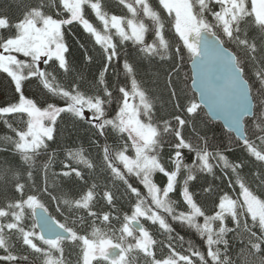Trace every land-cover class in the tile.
I'll list each match as a JSON object with an SVG mask.
<instances>
[{
	"label": "snow or ice",
	"instance_id": "obj_1",
	"mask_svg": "<svg viewBox=\"0 0 264 264\" xmlns=\"http://www.w3.org/2000/svg\"><path fill=\"white\" fill-rule=\"evenodd\" d=\"M119 4L129 16L109 14L102 0H36L14 20L0 11V73L10 78L16 96L0 106V122L14 133L0 135V151L18 157L15 163L5 157L0 164V181L12 190L0 204V264H34L36 258L43 264H66L65 241L79 249L77 264H136L139 254L144 264H264V195L246 182L245 161H230L226 155L234 151L231 143L214 146L207 131L197 127L202 105L223 114L236 147L258 165L253 175L264 189V0H250V8L248 0ZM89 10L102 32L87 18ZM77 27L101 49V66L87 90L76 65L93 63V56L85 50L79 60L69 59L66 36ZM253 27L259 43L249 35ZM126 42L141 59L168 63L165 87L174 101L170 118L157 117L154 98L128 59L122 62L125 81L109 85L106 74L113 62L121 67L120 48ZM185 55L193 83H200L199 102L186 94L182 100L174 82ZM32 84L43 99L25 95ZM65 119L74 130L88 126L87 148L61 147L58 137L64 135L60 123ZM57 163L59 171L53 169ZM156 174L166 182L158 185ZM198 179L207 184L202 192L190 184ZM63 180L86 189L78 198L58 197ZM236 188L234 198L229 190ZM172 193L178 198L172 199ZM202 193L214 194L210 213L197 199ZM41 196L56 202L57 211L65 205L77 215L72 223L78 220L90 232L57 222ZM119 198L127 199L130 214L121 216ZM141 218L166 237V255L157 258V240ZM174 225L195 232L201 246L188 242L178 251L175 242L182 246L184 236L173 235ZM237 243L239 251L233 255Z\"/></svg>",
	"mask_w": 264,
	"mask_h": 264
},
{
	"label": "trees",
	"instance_id": "obj_2",
	"mask_svg": "<svg viewBox=\"0 0 264 264\" xmlns=\"http://www.w3.org/2000/svg\"><path fill=\"white\" fill-rule=\"evenodd\" d=\"M35 2L36 0H0V11H2V14L8 15L14 20L22 13L26 5L34 4ZM150 2L154 7L157 5V0H150ZM102 4L104 6V10L107 11L109 14H115L118 16L130 15L127 13V9H125L123 5L119 4V0H102ZM248 6L250 8V0H248ZM54 11L55 10H53V12ZM164 15L165 17L167 16V14ZM87 18L90 19L91 22H93L94 26L97 27L98 30H100L101 32L103 31L102 25H100L99 22L96 21L95 17L91 14L90 10L87 15ZM145 22L149 25L151 23L150 21L147 20ZM112 31L114 33V30ZM248 31L250 37H257V43H259V34L257 30L253 27V28H249ZM166 34L169 36V38H171L174 36V30H171ZM146 39H148L150 42L152 37L150 35H147ZM66 40L70 47V55H69L70 60L73 57L79 60L85 53V50H87L88 54L93 56L94 59L93 63L88 65L79 63L76 65L77 70L80 73H82L84 77L86 83L83 85V87L85 88V90H87L91 86V82L93 80L94 74L98 72L101 66L100 65L101 49L99 48L98 45L93 47L95 44L94 40L91 39L87 34H85L82 31V29H79L78 27L73 29V31L66 36ZM114 42L119 44L117 37H114ZM81 45H83V47H81ZM120 50H121V58L119 63L121 67L118 68L116 66V62H113V64L109 68L108 73L106 74V79L109 85H112L117 82L123 83L125 81L126 77L122 70V62L124 59H128L135 67L136 78L142 84V86L147 88L150 96L154 98L155 111L157 117L170 118L174 112V107H173L174 101L169 100V91L165 87L166 79H167L166 73L169 71L168 63L161 62L158 59L152 61L141 59L138 53L134 50L131 42H126L125 46L120 48ZM19 58L23 59L22 57ZM189 63L190 60H188L187 56L185 55V60L181 66L179 79L178 81H174L177 84L178 89L181 90L182 100L185 94L190 99L195 97V95L192 93L190 89L191 72L189 68ZM60 82L66 83V81L62 79L60 80ZM25 95L29 97L36 96L38 99H43V93L42 92L37 93L35 84H32L31 86L25 89ZM15 99L16 96L14 94V85L12 84L10 78L7 77L6 74L0 73V106H3L8 102L14 101ZM57 103L61 104L62 101H57ZM8 120L9 122L13 123L14 126L16 125V121L13 117H8ZM87 127H88L87 125H83L79 129L74 130L72 129L67 119L62 121L60 123V128L64 132V135L62 137H58V141L61 147L64 146L78 147L83 145L85 148H87L88 136L90 135V133L86 131ZM197 127L200 129H205L207 131L210 144L214 146L231 143V146L233 147L234 151L228 152L226 153V155H228L230 161L235 162L238 160V158L243 159L245 161V168L243 169V172L247 176L246 182L251 186L252 190L256 191L258 194L264 195V189L257 187L260 181L256 179L253 175V173L260 170L258 168V165L255 162H249L248 158L246 157V154L242 152L240 148L236 147V142L233 135L225 132L219 123H213L212 121H210V119L207 117V115L203 110L200 111V116L197 118ZM0 135L14 136V133H12L7 127H5L3 122H0ZM185 135H188V133L186 132ZM3 147L4 144L2 141H0V148ZM52 147L55 149L57 148V145H53ZM164 155L166 160L167 149H165ZM5 157H7L9 161L12 163L18 161V157H13L9 152L0 151V164L3 163ZM186 162H190V161H186ZM60 168L61 165L59 163L53 166V169L55 171H59ZM154 181L158 185H162L164 182H166V178H163L160 174H156L154 176ZM216 183L220 184V181H217ZM190 184L195 185L196 190L201 192H202V186L207 187V184H205L203 179L192 181L190 182ZM226 184L227 181L224 182V185ZM137 186L142 187L138 184ZM85 189L86 186L80 184L79 182H71V181L63 180L60 183V189L57 192V195L58 197L61 198H78ZM11 191H12L11 188H8L2 181H0V204H2L6 196L11 194ZM99 191L102 192L103 189H100ZM229 191L235 198L236 194H238L239 192V189L236 188L235 190H229ZM170 196L172 199L178 198L175 193L170 194ZM214 198H215L214 194H208V193H202L201 195L197 196L198 201H200L204 205L205 210L208 211L209 213L212 210ZM40 199L47 208L49 215H51L53 219H56L57 222L66 223L70 227H75L82 234L86 232H90L91 229L80 226L78 220L75 225L72 223L73 220L77 219V215L70 214L67 211V207L65 205L60 204L59 207L62 209V211H57L58 204L52 201L48 196H41ZM97 199H99V196H97ZM116 204L117 207L120 209L121 216L123 215L124 212H128V214H130L127 199L119 198L117 199ZM177 207L178 210H180L183 207V205L181 204L178 205ZM94 210L96 209L94 208ZM104 210H108L107 207H105ZM26 212H27V216H26L25 224L30 226L33 223V220L31 218V212L30 210H26ZM80 214L84 215L87 218L86 213H80ZM87 219L90 220V218ZM141 221L143 222L144 226L149 229L150 234L154 237V239L157 240V244L154 247V252L157 258L166 255L168 249L166 247H163V244L167 243V240L166 237L162 235L160 231L157 230L158 226L151 225L150 222L144 221L143 218H141ZM97 223L99 224V221ZM112 223L116 227L120 226L119 222L117 221H112ZM174 227L176 229V231L173 233L174 236L176 235L184 236V242L182 246L178 240L175 242L178 251H182L183 249H186L188 247V242H191L193 246L197 248L201 246V241L199 240L195 232L190 231L185 227H180L178 225H174ZM229 235L231 236V234ZM36 243L40 244V241H36ZM64 248H65V252L63 258L66 261V264H77V261L79 259L78 257L79 249L74 247L68 241L64 242ZM238 251H239V245L237 243V245L234 246L232 249V254L234 255ZM55 255H59V254L57 253ZM34 264H43L42 258H36L34 260ZM94 264H97V262H94ZM99 264H105V262L101 261L99 262ZM136 264H144V258L142 254H139V256L137 257Z\"/></svg>",
	"mask_w": 264,
	"mask_h": 264
},
{
	"label": "water",
	"instance_id": "obj_3",
	"mask_svg": "<svg viewBox=\"0 0 264 264\" xmlns=\"http://www.w3.org/2000/svg\"><path fill=\"white\" fill-rule=\"evenodd\" d=\"M189 68H190V72H191V83H190V89L192 91V93L195 95V97L199 98V91H200V83L197 80L196 83H193L192 77H193V69H192V65H191V61L189 63ZM199 102V100H198ZM202 110L205 112V114L207 115V117L210 119V121H212L213 123H219L222 128L224 129L225 132L233 135V137L235 138V133L231 131V129L229 128V121L226 119V117L223 114H218L217 112L211 110L207 105H202ZM37 216L35 218V222H36V230L40 231V224H39V215H40V210L37 209Z\"/></svg>",
	"mask_w": 264,
	"mask_h": 264
},
{
	"label": "rangeland",
	"instance_id": "obj_4",
	"mask_svg": "<svg viewBox=\"0 0 264 264\" xmlns=\"http://www.w3.org/2000/svg\"><path fill=\"white\" fill-rule=\"evenodd\" d=\"M23 58V57H22ZM4 74V73H3ZM141 223L143 224V222L141 221ZM137 235H138V233H137Z\"/></svg>",
	"mask_w": 264,
	"mask_h": 264
}]
</instances>
